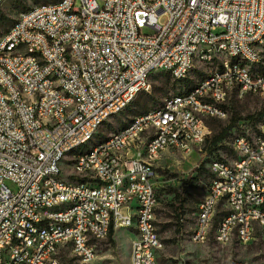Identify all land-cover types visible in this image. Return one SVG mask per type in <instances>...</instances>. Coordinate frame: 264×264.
<instances>
[{
    "label": "built area",
    "instance_id": "2783aa9c",
    "mask_svg": "<svg viewBox=\"0 0 264 264\" xmlns=\"http://www.w3.org/2000/svg\"><path fill=\"white\" fill-rule=\"evenodd\" d=\"M76 10H84L81 37L73 36ZM263 28L264 0H69L54 10L34 7V13L22 15L20 28L12 30L13 43L25 39L29 50H41V58L20 57L13 43H6L5 36L0 39V264H54L53 243H60L62 250L70 236H78V244L70 249L84 250L92 264L96 254L83 246L84 229L92 230L96 244L99 235L108 239L111 229L122 225L131 226L135 264H153L154 249H161L156 227L158 175L153 165L164 168L179 148H187V157L201 153L203 158L212 139L206 121L224 113L234 77L246 81L238 63L231 62V53L244 51L250 63H264ZM45 33L53 34V42H46ZM249 40H257V47H249ZM203 44H210V52L200 57V68L208 60H225V72L213 69L219 82L200 92L213 99V110L202 109L200 93L176 101L194 105L201 118L175 113L174 105L163 115L139 119L129 134L90 157H81L79 165L89 167V176L69 177L62 172L63 147L85 137L97 118L133 99L137 88H148L143 77L151 75L152 68L175 65L174 77L191 75L193 69L183 72V65L191 63L193 48ZM67 45H75V52H67ZM218 47H225V55H218ZM70 53L82 55L83 64L66 62ZM53 73H60L62 83L72 87L75 99L52 91ZM262 85L264 77L246 82L241 98ZM217 87H225V96H217ZM16 88L30 95L28 105L19 104L21 126L10 121L1 98V90H11L18 103ZM36 97H44V105H36ZM33 110H40V119H33ZM171 120H179L178 131L168 129ZM239 127L247 134V141H238L240 152L218 158L216 169H208L210 156L203 161L211 189L195 214L199 244L216 232L217 216L228 217L225 245L237 231H244L248 244L249 235L239 227V219L255 218L257 234L258 227H264V216L257 213V206H264V163H259L264 125L253 129L240 123ZM153 131H161V139L151 151H144ZM255 132H263L260 150H253L250 142ZM157 146H167V154L156 156ZM61 181H69V188H61ZM54 193H63V202L78 201V209L63 217L41 212L42 204H59L53 202ZM138 213L146 215L144 229L134 228ZM88 214L102 217L105 228L92 229ZM27 216L47 219L51 226L71 224V231L39 232V237H32L35 224H27ZM21 247H28V254H21Z\"/></svg>",
    "mask_w": 264,
    "mask_h": 264
},
{
    "label": "rangeland",
    "instance_id": "374dc122",
    "mask_svg": "<svg viewBox=\"0 0 264 264\" xmlns=\"http://www.w3.org/2000/svg\"><path fill=\"white\" fill-rule=\"evenodd\" d=\"M57 1L8 0L0 9V12L5 15L4 20L0 19V39L14 25L20 13L33 6ZM144 33H149V30L146 29ZM211 69L213 67L198 69L189 75L187 80L181 82L174 81L165 73L155 71L149 80V91L140 93L123 113L110 118L99 130L95 139L81 147V150H86L90 145L123 129L135 117L162 105L165 99L188 93ZM225 108L228 113L226 119L212 118L206 121L212 131V140L227 132L217 146L212 144V147H209L207 153L203 154V158L201 153H194L186 159H183L181 154L174 153L165 162L164 168L157 166L159 205L156 211V227L161 240V249L157 255L158 264H264V241L259 238L246 245L236 241L226 245L219 244L212 238L199 244L192 238L197 207L206 195L210 179L203 161L209 156L232 157L233 153L229 146L231 137L236 133L245 132L243 127L239 129L240 123H245L253 129L257 125H264V92L252 93L240 98L233 90ZM258 134L260 132H255V135L250 137ZM72 164L73 160L70 156H66L61 163L62 172L66 173V176L73 173L70 166ZM194 177H199L198 185L184 184L185 181ZM8 185L14 190L12 183L8 182ZM169 188L180 189V191L184 189L186 192V203L182 210H178L180 204L175 202V196L169 192ZM132 240L133 235L130 230L113 228L112 239L108 237L96 242V259L92 264H131ZM60 258L62 264H82L66 246L60 250Z\"/></svg>",
    "mask_w": 264,
    "mask_h": 264
},
{
    "label": "bare ground",
    "instance_id": "6f19581e",
    "mask_svg": "<svg viewBox=\"0 0 264 264\" xmlns=\"http://www.w3.org/2000/svg\"><path fill=\"white\" fill-rule=\"evenodd\" d=\"M8 0H0V9L7 3ZM69 0H58L54 3L40 4L33 6L27 11L20 13L16 19L14 25L10 30L4 35L6 43H13V34L12 30L20 28L22 22V15L34 13L35 10H54L60 8ZM151 1H160V0H151ZM83 19H84V10H76V19L72 23V30L74 37H81V30H83ZM261 38L264 40V28L261 31ZM46 42H53V34L45 33ZM249 47H257V40H249ZM13 50L19 51L20 57H34L41 58V50H29V46L25 39H16L13 43ZM67 52H75V45H67ZM210 52V44H203L198 47L193 48V53H191V63H184L183 72H190L193 69L197 71L200 68V57L206 56ZM218 55H225V47H218ZM66 62H72L75 65L83 64V56L78 55L77 53H70L66 55ZM231 62L238 63V70L246 77V81H242V76L234 77V88L232 91H236L239 97L241 94L246 91V82H257V77H264V63L260 62H249V55L245 54L244 51H237L231 53ZM205 67H213V69H218V72H225V60H208ZM211 69L210 75H205L201 80H199L196 85L186 94L172 96L165 99L164 103L159 107L149 110L148 112L141 114L135 117L128 125L123 129L118 130L116 133L112 134L108 138L99 141L86 150H81V147L91 143L97 136L99 130L108 122L112 117L118 116L123 113L136 99V97L143 92H147L150 89V77L155 73V71H160L169 75L174 81H185L189 75L185 77H174L175 65L167 66H156L152 68L151 75H145L143 77V84H148V88H137L133 99H128L115 111L107 112L103 117L97 118L95 122V127L85 135V137L80 138L77 142L71 143L63 147L61 151V163H63L66 156L72 157L73 164L76 166H71L73 173L69 174V177H85L89 176V167L84 165H79L81 163V157H90L93 153L99 152V148L104 145L111 144V141H117L119 136H125L129 134V131L134 130L141 118H153L158 115L165 114L166 111H169L172 106L175 105V113H190L191 118H201V110L195 109L194 105H185V103H176V101L189 100L192 97L198 96L200 92H204L207 89L208 85H215L219 82L218 72H213ZM51 89L54 92H62L67 97V99H75V91H73L71 86H65L62 83V76L60 73H53V79H51ZM231 91V92H232ZM264 92V85L259 89H253L252 93ZM217 96H225V87H217ZM16 97L18 103H14V98H12L11 90H1V98L3 105H6L8 111H10V121L14 122V126H21V118H19V104L28 105L30 102V95L26 94L24 88H16ZM36 105H44V97H36ZM200 105L204 110H213V99L207 96V93H200ZM227 112L224 109L222 116L217 119H226ZM33 119H40V110H33ZM168 129L170 131L179 130V120H171L168 122ZM242 131V130H241ZM245 133V132H244ZM236 133L234 134L229 142L232 152H240V145L238 141H247V134ZM161 139V131H153L149 135V138H146L144 143V151H151L153 145H156ZM263 139V132L256 135L255 137H250V142H253V150H260V140ZM178 153L183 157H187V148H179ZM167 154V146H157L155 148V155L162 156ZM71 163V162H70ZM216 163H218V158L213 159L208 163V169H216ZM259 163H264V151L259 155ZM158 165H153V173L157 174ZM61 188H69V181H61ZM211 189V180H209L208 188ZM53 202L59 204H42L41 212L50 213V216L53 217H63L66 213L75 212L78 209V201L66 200L63 202V193H54ZM257 213L259 216H264V206H257ZM144 222H146L145 213H138V215L133 218L134 228L144 229ZM27 224H35V230H32V237H39V232H49L56 234H68L71 231V224H63L59 226H51L49 220L47 219H38L35 216H27ZM88 224L91 225L92 229L105 228V221H102V217L96 216L95 214H88ZM228 227V217L227 216H217L215 222V231L213 232L214 241L219 244H225V236L227 234ZM239 227L246 229V235L248 236V244L255 241L257 238L264 241V227H258V234L256 233L255 218L239 219ZM121 229H127L131 231L130 225H122ZM199 227H194L192 231V238L195 242H198ZM106 239V235H99L98 241ZM208 239H205L203 243L207 242ZM233 241H237L240 244L245 245V234L244 231H237V234L229 235L226 238V244H229ZM78 244V236H70V243H63V247H68L70 245ZM83 246L84 248H89L90 254H96L95 244L92 241V230L84 229L83 237ZM60 243H53V254H54V264H62L60 259ZM160 249H154L152 254L153 264H158L157 255ZM71 253L76 257L82 264H91V259H85L84 250L80 249H70ZM21 254H28V247H21ZM131 264H135V255L131 253ZM151 264V263H143Z\"/></svg>",
    "mask_w": 264,
    "mask_h": 264
},
{
    "label": "trees",
    "instance_id": "16d2710c",
    "mask_svg": "<svg viewBox=\"0 0 264 264\" xmlns=\"http://www.w3.org/2000/svg\"><path fill=\"white\" fill-rule=\"evenodd\" d=\"M0 19H3V20L5 19V15H4L2 12H0ZM224 109H225V111L227 112V110H226L225 107H224ZM227 114H228V113H227ZM219 120H220V119H219ZM262 123H263V122H262ZM259 124H260V123H259ZM240 128H241V127H239V129H240ZM239 129H238V130H239ZM226 132H227V131H225L224 134L221 135L220 137H216L214 140L211 139L210 144L207 145V147L205 148V150L208 151L209 147H212V144H213L214 146H217V145L220 143V141L224 138V136L226 135ZM214 157H215V158H218V157H216V156H214ZM215 158H213L212 156H210V160H208V163H209L210 161H212L213 159H215ZM205 164H206V163H205ZM196 172H198V171H196ZM189 183H190L191 186H196V185H198V184L200 183V179H199V177H194V178H190V179H188L187 181L184 182L185 185H187V184H189ZM169 192L175 196V197H174L175 202H178V203L180 204L178 210H182L183 207H184V205H185V203H186V192L184 191V189H183L182 191H180V189L169 188ZM112 236H113V229H111L109 237L112 239ZM212 239L215 240V239H214V236H213V232H212ZM208 240H209V239H208ZM215 242H216V241H215ZM233 242H234V241H233ZM236 242H237V241H236ZM216 243H217V242H216ZM231 243H232V242H231ZM60 259H61V258H60Z\"/></svg>",
    "mask_w": 264,
    "mask_h": 264
},
{
    "label": "crops",
    "instance_id": "0c3cea01",
    "mask_svg": "<svg viewBox=\"0 0 264 264\" xmlns=\"http://www.w3.org/2000/svg\"><path fill=\"white\" fill-rule=\"evenodd\" d=\"M165 155H166V154H165ZM159 168H161L160 165H159Z\"/></svg>",
    "mask_w": 264,
    "mask_h": 264
}]
</instances>
